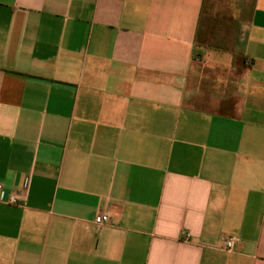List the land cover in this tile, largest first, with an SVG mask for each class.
Instances as JSON below:
<instances>
[{
    "label": "crops",
    "instance_id": "crops-1",
    "mask_svg": "<svg viewBox=\"0 0 264 264\" xmlns=\"http://www.w3.org/2000/svg\"><path fill=\"white\" fill-rule=\"evenodd\" d=\"M0 264H264V0H0Z\"/></svg>",
    "mask_w": 264,
    "mask_h": 264
},
{
    "label": "built area",
    "instance_id": "built-area-1",
    "mask_svg": "<svg viewBox=\"0 0 264 264\" xmlns=\"http://www.w3.org/2000/svg\"><path fill=\"white\" fill-rule=\"evenodd\" d=\"M10 203H15V200L14 198H11L10 199ZM109 218L108 216L106 215H100V216H97L95 219H94V223L100 227L104 224H106L108 222ZM219 242L221 244V247L227 251V252H231L235 249L236 245L239 243V240L238 238L234 237V236H227V235H224L222 236L220 239H219Z\"/></svg>",
    "mask_w": 264,
    "mask_h": 264
}]
</instances>
